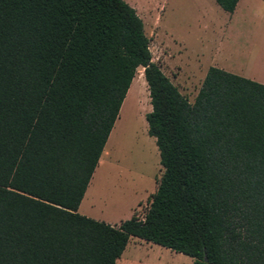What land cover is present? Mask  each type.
Here are the masks:
<instances>
[{"label":"trees","instance_id":"trees-1","mask_svg":"<svg viewBox=\"0 0 264 264\" xmlns=\"http://www.w3.org/2000/svg\"><path fill=\"white\" fill-rule=\"evenodd\" d=\"M140 66L163 172L111 225L78 207ZM130 237L264 264V84L209 66L189 103L125 0H0V264H116Z\"/></svg>","mask_w":264,"mask_h":264},{"label":"rangeland","instance_id":"rangeland-1","mask_svg":"<svg viewBox=\"0 0 264 264\" xmlns=\"http://www.w3.org/2000/svg\"><path fill=\"white\" fill-rule=\"evenodd\" d=\"M125 1L143 21L151 60L193 103L208 67L216 66L223 44L218 25L225 16L208 0ZM130 85L80 203L90 212L87 216L110 224L133 214L143 219L163 172L155 138L147 132L145 115L151 104L143 67ZM116 264H192V258L130 237Z\"/></svg>","mask_w":264,"mask_h":264},{"label":"crops","instance_id":"crops-1","mask_svg":"<svg viewBox=\"0 0 264 264\" xmlns=\"http://www.w3.org/2000/svg\"><path fill=\"white\" fill-rule=\"evenodd\" d=\"M208 1L225 16L218 25L221 30L218 41L223 44L217 49L216 67L264 84V0H238L232 13L219 9L215 1ZM201 24L207 28L204 23ZM81 212L91 215L85 209Z\"/></svg>","mask_w":264,"mask_h":264}]
</instances>
